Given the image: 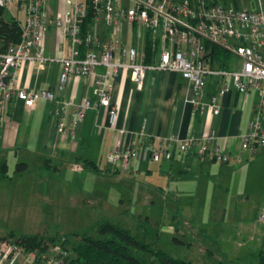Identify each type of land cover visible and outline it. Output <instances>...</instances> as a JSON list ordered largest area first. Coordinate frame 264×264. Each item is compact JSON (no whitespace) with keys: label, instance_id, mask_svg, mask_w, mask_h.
<instances>
[{"label":"built area","instance_id":"built-area-1","mask_svg":"<svg viewBox=\"0 0 264 264\" xmlns=\"http://www.w3.org/2000/svg\"><path fill=\"white\" fill-rule=\"evenodd\" d=\"M47 1L0 0V7L14 3L23 14L21 22L15 18L20 28L18 41L0 51V116L12 98L27 109L45 99L52 103L49 117L56 132L73 139L74 128L87 109L103 108L108 125L115 127L117 110L110 92L111 79L118 73H125L139 87L147 70L175 71L189 83L188 101L193 110L203 118L208 116L203 131L184 138L140 137L120 148L116 141L105 155L116 170L126 171L133 159L170 160L174 153L218 163L228 161L231 154L227 150L208 147L213 137L209 118L217 112L215 96L227 90V80L237 94L256 95L252 114L239 134L240 150L252 152L264 145V0H257L256 10L220 0H58L54 14L48 12ZM86 19L90 21L83 29ZM99 22L109 31L103 39L95 30ZM50 30L52 54L46 56L45 38ZM126 31L135 40H142L143 46L128 44ZM214 47L228 53L236 64L219 67ZM46 62L58 64L56 89L33 90L19 83L17 73L25 63L37 71ZM72 77L90 80L92 98L83 97L78 102L57 98L56 91ZM210 77L217 78L216 92L203 101ZM65 107L70 115L67 123L57 120ZM70 169L80 172L82 166L72 162ZM258 219L264 221V208ZM65 255L58 244L37 254L19 241L0 240V264H63Z\"/></svg>","mask_w":264,"mask_h":264},{"label":"crops","instance_id":"crops-1","mask_svg":"<svg viewBox=\"0 0 264 264\" xmlns=\"http://www.w3.org/2000/svg\"><path fill=\"white\" fill-rule=\"evenodd\" d=\"M220 1L248 9L242 1ZM255 2L254 10L258 8L257 0ZM12 8L16 12H13ZM46 8L50 14H54L58 9V0L50 2L48 0ZM4 10L7 11L9 17L22 21V11L17 8L16 4L10 3ZM17 12L21 14V19L17 17ZM95 30L102 39L109 32L101 22L96 24ZM130 34L126 31L125 37L128 44L135 43L139 47L143 46L142 40H135ZM52 43L53 34L50 30L45 38L46 56L52 54ZM225 59L229 66L231 62L236 64L231 56ZM57 73L58 64L55 62H46L42 69L37 71L32 68V64L25 63L18 71L17 78L19 83L27 89H56ZM111 83L110 100L117 110L115 127L108 125L103 108L87 109L81 121L74 128L73 139L66 134L56 132L49 117V109L52 106L50 101L39 99L33 108L27 109L20 100L10 99L4 105L3 114L0 116V153H12L16 156L17 152L28 149L36 157L37 162L41 160L43 169L47 171L52 169L51 163L56 165L65 163L68 170L72 171L70 164L72 162L80 164L81 160L95 162L98 171L100 170L99 164L103 160L105 169L98 172L104 175L109 173L117 175L120 171L113 173L114 167V170H109L108 168H112L111 164L105 159L107 151L114 148L116 141H119L120 148L140 137L176 136L184 138L189 135H198L208 122V116L207 118L194 116L193 107L188 101L191 88L188 81L178 72L147 70L139 87H136L122 72L113 77ZM226 85L227 90L215 96L217 112L209 118V127L213 137L208 147L217 146L219 149L227 150L231 154L228 161L218 163L174 153L170 160L133 159L125 172L129 176L133 173L137 176L143 172V177H150V183H144L148 189H138L139 184H135V189L132 191L144 203L181 202L184 206L181 224L189 228L188 234H193L198 238L203 237L208 244L224 247L222 250L233 251V246L241 247L244 244V238L239 239L241 234L247 232L246 240L251 241L256 233H261L256 225H250L247 220L239 222L235 213L228 211L234 202H237L232 191L235 168L244 161L248 154L253 152L240 150L239 134L245 130L246 123L252 114L256 95L254 92H249L245 96L237 94L229 80ZM216 88L217 78L210 77L202 100L207 101L209 96L216 92ZM56 92L60 100L69 98L73 102H78L83 97L92 98L91 82L87 77H72L61 90ZM69 117L68 107H65L61 110L57 120L67 123ZM118 129L122 132L119 133ZM237 156L240 158L239 162L236 161ZM56 165L53 169L58 171L59 166ZM26 171L27 168L16 174L20 176ZM155 171H158L157 177L153 176ZM7 181H10L8 175L0 179V186L7 187ZM9 199L5 192L0 195V216L4 213L12 215L16 210L15 204L18 203V198ZM42 199L45 202H57L54 196L50 198L48 195H43ZM10 203L13 204L11 209L3 205ZM204 212L206 213L205 219ZM169 220L174 222V215L170 214ZM261 224L264 225V221ZM162 229L167 234L174 233L184 237L183 231L177 228V224L168 223ZM191 239L193 242L194 238ZM178 242L191 244L189 241ZM204 252L210 253L205 248ZM260 260L257 259V264H261Z\"/></svg>","mask_w":264,"mask_h":264},{"label":"rangeland","instance_id":"rangeland-1","mask_svg":"<svg viewBox=\"0 0 264 264\" xmlns=\"http://www.w3.org/2000/svg\"><path fill=\"white\" fill-rule=\"evenodd\" d=\"M237 1H242L248 9L254 10L256 7L255 0ZM12 11L16 12L13 8ZM4 16L9 17L7 11ZM17 17L21 19L19 12ZM15 155L0 153V158L3 157L6 161V174L10 179L7 187L0 186V195L5 192L7 199L18 198L16 210L10 211L13 212L12 215L4 213L0 216V234L9 230L15 232L8 239L19 241L17 236L23 233L66 234L68 248L81 235L108 239L110 235L99 234L96 230V223L107 220L127 229L131 235L143 240L151 248L157 247L187 264H257L258 258L264 264V225L258 219L264 206V145L257 146L235 168L232 191L237 202L228 210L229 213H235L239 222L247 220L250 225H256L261 233H256L251 241L246 240L247 232L241 234L239 239L244 238L246 242L243 240L241 247L233 246V251L222 250L224 247L208 244L203 237L188 234L189 228L181 224L184 211L181 202L144 203L132 193L135 184H139L138 189H148L144 183H150L151 179L149 176L143 177V172L137 176L135 173L129 176L125 171H120L117 175H104L89 168L73 172L68 170L65 163H51L52 169L47 171L43 169L41 160L37 162L28 149ZM19 162H24L27 168L20 176L15 172V164ZM54 165L59 166L58 171L53 169ZM104 167L102 160L99 169L104 170ZM111 167L108 169L114 170L112 165ZM157 174L158 171L153 172V176ZM51 194L57 202L43 201V195L52 198ZM3 205L8 209L13 206L12 203ZM170 214L174 215V222L169 220ZM203 217L206 218L205 212ZM168 223L177 224L184 237L165 233L162 227H166ZM191 238H194L193 242ZM178 241H189L191 244H181ZM204 248L210 253H205Z\"/></svg>","mask_w":264,"mask_h":264},{"label":"trees","instance_id":"trees-1","mask_svg":"<svg viewBox=\"0 0 264 264\" xmlns=\"http://www.w3.org/2000/svg\"><path fill=\"white\" fill-rule=\"evenodd\" d=\"M4 8L0 7V51H3L10 43H15L19 39L20 28L18 22L13 17L4 16ZM86 19L82 23V28L87 27ZM215 59L219 60V67H228L226 57L228 53L224 50L213 49ZM195 117H200L197 110H193ZM83 168H90L97 171V164L89 160H81ZM6 161L0 160V179L6 177ZM26 169L24 162L15 164V172L20 173ZM118 172V170L112 171ZM96 230L99 234H108V239L91 238L81 235L77 242H72L68 248V237L66 234L48 235L44 233L19 234V242L26 250H35L37 254L47 252V248L53 244L60 245L66 251L63 257V264H187L183 260L175 259L167 255L157 247L151 248L143 240L131 235L127 229L114 225L107 220L96 223ZM13 231H7L0 235L1 239H8L14 236ZM72 234H75L73 232ZM47 247V248H46Z\"/></svg>","mask_w":264,"mask_h":264}]
</instances>
